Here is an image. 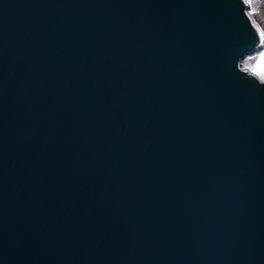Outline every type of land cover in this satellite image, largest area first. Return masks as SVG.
Segmentation results:
<instances>
[{
	"label": "water",
	"instance_id": "95a60500",
	"mask_svg": "<svg viewBox=\"0 0 264 264\" xmlns=\"http://www.w3.org/2000/svg\"><path fill=\"white\" fill-rule=\"evenodd\" d=\"M247 0H0V264H264V79Z\"/></svg>",
	"mask_w": 264,
	"mask_h": 264
},
{
	"label": "rangeland",
	"instance_id": "374dc122",
	"mask_svg": "<svg viewBox=\"0 0 264 264\" xmlns=\"http://www.w3.org/2000/svg\"><path fill=\"white\" fill-rule=\"evenodd\" d=\"M247 2L253 19L256 21L262 33H264V0H247ZM262 55H264V41L261 49L246 55L242 60L243 66L255 71L260 78H262L259 74L261 72Z\"/></svg>",
	"mask_w": 264,
	"mask_h": 264
},
{
	"label": "snow or ice",
	"instance_id": "6c2138e0",
	"mask_svg": "<svg viewBox=\"0 0 264 264\" xmlns=\"http://www.w3.org/2000/svg\"><path fill=\"white\" fill-rule=\"evenodd\" d=\"M261 40L264 41V33L261 34ZM259 74L264 78V55L261 57V72Z\"/></svg>",
	"mask_w": 264,
	"mask_h": 264
}]
</instances>
